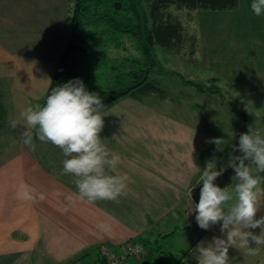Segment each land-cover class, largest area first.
Masks as SVG:
<instances>
[{
  "label": "crops",
  "instance_id": "crops-1",
  "mask_svg": "<svg viewBox=\"0 0 264 264\" xmlns=\"http://www.w3.org/2000/svg\"><path fill=\"white\" fill-rule=\"evenodd\" d=\"M251 2L238 0L235 8L219 10L230 13L223 26L228 23L233 29L238 26V34L256 38L264 46V16L253 14ZM30 6L26 0L19 6L0 0V264H32L34 259L36 264L95 261L102 245L116 255H123L130 243L141 244L135 235L142 233L149 238V249L139 257H128V264L132 260L139 264L140 260L144 261L143 255L147 260L142 264H166L170 254L174 261L169 264H197V244L210 241L214 235L220 236L219 224L209 230L202 229L189 242L187 213H180L172 225L169 220H163L161 229H157L155 226L165 219L164 214L173 209L148 216L139 207L179 204L180 192L192 199L188 190L198 186V174L206 162L200 152H193L196 157L192 161L191 152L185 155V148L179 150L180 141L186 142L189 136L177 131L162 135L168 129L153 127L165 123L157 122L153 118L155 112L144 106L143 98L155 94L140 99L126 96L103 109L111 117H103L102 143L110 153L121 157L116 172L110 174L129 177L127 195L118 204L107 200L91 205L76 199L69 201L67 197L75 198L77 189L72 175H60L65 158L61 150L51 143L36 141L35 152L30 151L22 141V127L9 126V120L23 126L21 111L41 104L57 64L48 65L38 38L45 16L38 6L37 12L33 10L30 14ZM65 44L51 61H58ZM116 105V110H111ZM146 111L154 115H141ZM185 179L188 180L183 185ZM21 182L43 193L45 199L21 200L17 196ZM124 206H136L138 218L128 220ZM261 215L264 209L257 213V218ZM101 225L107 230H102ZM253 231L259 234L260 230ZM182 241L186 242L185 247H181ZM229 256L230 264H264V246L252 256L236 245L229 250Z\"/></svg>",
  "mask_w": 264,
  "mask_h": 264
},
{
  "label": "rangeland",
  "instance_id": "rangeland-1",
  "mask_svg": "<svg viewBox=\"0 0 264 264\" xmlns=\"http://www.w3.org/2000/svg\"><path fill=\"white\" fill-rule=\"evenodd\" d=\"M8 1L15 6L23 3V0ZM26 1L31 5L30 14L33 10L36 13L35 7L38 6L41 14L45 16L38 38L41 39L43 53L47 54L48 65L58 64L59 59L58 61H51V59L60 49L59 47L63 43L67 44L70 39V9L75 0ZM171 11L182 21L186 41L179 50L158 44L155 46L156 63L149 79L164 90V95L143 98L144 106H149L155 115L148 111L140 114L145 117L154 115L153 118L157 122L165 121L163 124L157 123L153 126L168 129L162 135L177 131L179 134L189 136L186 142L180 141L179 150L186 149L185 155L191 152L193 155H190V160L192 161L196 157L193 152H200L201 159L206 161L198 174L199 186L202 183L200 177L207 162L215 160L217 167L221 165L223 169L232 164L230 154L234 155V153H232L231 145L236 143L237 134L243 131L245 119L247 127L258 129L264 136V46L260 45L256 38L245 37L243 33L238 34V26L235 29L231 28L232 25L229 23L223 26L224 20H229L230 13L211 9L179 10L175 6L171 8ZM235 16L237 19V14ZM139 43L141 44L137 38L126 36L120 39L117 48H110L111 59L117 57L119 59L117 63L123 64L121 69L123 79L132 66L141 65V63L140 65L132 63L133 58L145 59L144 54L139 50ZM111 59L106 64L108 67L101 74L99 73L100 88L115 84L114 73L116 72L112 68L114 62ZM117 106L111 110H116ZM103 115L111 117L109 111H105ZM162 135H159V140L162 139ZM215 138H224V144L221 145L224 148L223 151H217V146L209 142ZM252 168L255 171L254 165ZM187 180L185 179L182 184L184 185ZM236 183L233 176V183L227 187L230 193L234 190ZM180 197L182 204L177 202L173 206L139 207L148 216L159 214L164 209H173L164 214L165 219L160 220L155 226L157 229H161L163 220H169L172 225L181 215L180 213H187L190 229V237L187 241L191 242L190 239L192 240L202 229L196 222L195 211H192L194 207L192 199L181 192ZM124 207L127 217H130L128 220L138 218L136 206ZM147 237L145 233L136 234L135 240L145 249H149ZM180 245L185 247L186 242L182 241ZM173 252L174 250L170 253ZM142 258L144 261L140 260L139 264L147 260L145 255ZM173 259L174 256L170 254L166 264L174 261ZM32 264H36L35 259ZM131 264H138V261L132 260Z\"/></svg>",
  "mask_w": 264,
  "mask_h": 264
},
{
  "label": "clouds",
  "instance_id": "clouds-1",
  "mask_svg": "<svg viewBox=\"0 0 264 264\" xmlns=\"http://www.w3.org/2000/svg\"><path fill=\"white\" fill-rule=\"evenodd\" d=\"M250 8L255 16H264V0H252ZM104 107L100 95L88 91L83 81L75 78L52 88L43 106L24 108L20 113L23 126L9 120L12 129L22 127L21 138L30 151L35 152L36 141L51 143L61 150L65 158L60 175H72L77 189L75 198L67 197L69 201L76 199L91 205L107 200L118 204L127 195L128 175L110 174L116 172L121 157L110 153L100 136ZM209 142L217 146V151L224 150V138ZM231 147L232 153H240L230 154L237 181L231 193L214 183L222 174L215 160L207 162L200 177L199 202L192 211L201 229L219 224L221 235L197 244V264H230L229 250L234 246L239 245L252 256L264 246V215L257 218L264 209V175H260L264 174V136L249 126ZM17 196L26 202L45 199L43 193L23 182ZM100 227L107 230L105 225ZM255 229L260 230L259 234Z\"/></svg>",
  "mask_w": 264,
  "mask_h": 264
},
{
  "label": "trees",
  "instance_id": "trees-1",
  "mask_svg": "<svg viewBox=\"0 0 264 264\" xmlns=\"http://www.w3.org/2000/svg\"><path fill=\"white\" fill-rule=\"evenodd\" d=\"M237 5L238 0H75L70 9V39L40 105L45 104L52 88L75 78L81 79L88 91L100 95L104 108L126 96H163L164 90L149 79L156 63L154 48L158 44L179 50L186 41L183 23L171 8L229 10ZM126 36L140 40L138 47L145 59L131 60L141 65L132 66L125 81L121 73L123 64L117 63V57L111 59L109 51L117 48ZM110 59L116 72L115 84L100 88L99 73L108 67Z\"/></svg>",
  "mask_w": 264,
  "mask_h": 264
},
{
  "label": "built area",
  "instance_id": "built-area-1",
  "mask_svg": "<svg viewBox=\"0 0 264 264\" xmlns=\"http://www.w3.org/2000/svg\"><path fill=\"white\" fill-rule=\"evenodd\" d=\"M145 251L143 245L139 243H130L128 251L123 255L114 254L111 249L102 245L100 247V256L95 261L90 260H78L74 264H128V257H139Z\"/></svg>",
  "mask_w": 264,
  "mask_h": 264
},
{
  "label": "water",
  "instance_id": "water-1",
  "mask_svg": "<svg viewBox=\"0 0 264 264\" xmlns=\"http://www.w3.org/2000/svg\"><path fill=\"white\" fill-rule=\"evenodd\" d=\"M247 130H248V127H247L246 119H245L244 124H243V131L241 133L247 132ZM239 134H237L235 138V142H237ZM234 155H240V153L236 152L234 153ZM247 163L248 162L246 161V164ZM231 165L227 167L226 169H223L221 165L217 167V170L221 171L222 174L214 181V183L220 186L221 188L228 187L233 183V176L235 175V173L233 169L231 168ZM201 184L191 190V197H192V200L195 202V204L199 202V191H200V188L202 187Z\"/></svg>",
  "mask_w": 264,
  "mask_h": 264
}]
</instances>
